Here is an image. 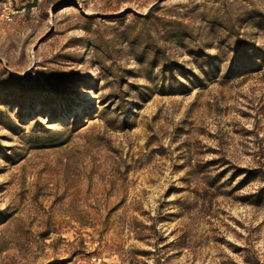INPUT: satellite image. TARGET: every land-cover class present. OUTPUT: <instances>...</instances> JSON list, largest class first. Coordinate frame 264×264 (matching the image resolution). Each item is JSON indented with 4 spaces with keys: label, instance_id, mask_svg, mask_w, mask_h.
I'll return each mask as SVG.
<instances>
[{
    "label": "rangeland",
    "instance_id": "rangeland-1",
    "mask_svg": "<svg viewBox=\"0 0 264 264\" xmlns=\"http://www.w3.org/2000/svg\"><path fill=\"white\" fill-rule=\"evenodd\" d=\"M0 264H264V0H0Z\"/></svg>",
    "mask_w": 264,
    "mask_h": 264
},
{
    "label": "built area",
    "instance_id": "built-area-1",
    "mask_svg": "<svg viewBox=\"0 0 264 264\" xmlns=\"http://www.w3.org/2000/svg\"><path fill=\"white\" fill-rule=\"evenodd\" d=\"M7 18H8V16H7Z\"/></svg>",
    "mask_w": 264,
    "mask_h": 264
}]
</instances>
